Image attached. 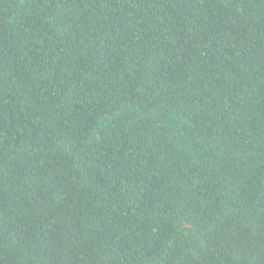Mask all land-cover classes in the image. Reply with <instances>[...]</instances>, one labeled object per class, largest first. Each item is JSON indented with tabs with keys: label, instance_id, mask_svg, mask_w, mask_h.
Here are the masks:
<instances>
[{
	"label": "trees",
	"instance_id": "16d2710c",
	"mask_svg": "<svg viewBox=\"0 0 264 264\" xmlns=\"http://www.w3.org/2000/svg\"><path fill=\"white\" fill-rule=\"evenodd\" d=\"M0 264H264V0H0Z\"/></svg>",
	"mask_w": 264,
	"mask_h": 264
}]
</instances>
